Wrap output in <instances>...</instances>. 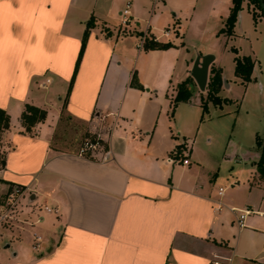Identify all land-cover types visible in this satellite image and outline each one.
<instances>
[{
    "label": "crops",
    "instance_id": "0c3cea01",
    "mask_svg": "<svg viewBox=\"0 0 264 264\" xmlns=\"http://www.w3.org/2000/svg\"><path fill=\"white\" fill-rule=\"evenodd\" d=\"M126 1L0 0V110L9 117L0 181L6 189L26 188L34 214L42 205L59 209L58 214H39L41 221L22 231L43 237L36 254L15 247L11 257L0 254V264H210L216 255L230 257L229 264H264V215L249 214L240 228L231 210L264 213V181L255 168L259 149L255 145L254 151L233 154L236 162L251 164L243 178L232 177L235 195L225 196L226 186L221 195L220 187L207 192L198 173L204 166L193 163L194 149L186 152L185 136L180 138L179 125L174 128L177 104L185 111L200 106L193 97L174 101L177 86L191 76L192 59L185 60L183 74L173 81L177 50H140L137 42V50H128L123 43L127 33L169 40L156 35L151 24L139 28L138 9L131 6L136 27L124 30L119 23ZM195 1L213 6L222 18L233 4ZM90 17L94 25L66 96ZM262 20H254L243 1L232 36L246 30L252 35L254 66L245 85L258 81L263 91ZM141 60L153 79L144 77ZM134 71L140 88L130 85ZM222 82L228 86L223 75ZM25 104L46 112L29 132L21 123ZM62 115L99 136L109 157L103 160L101 152L78 156L79 146L66 140L67 132L56 136ZM185 157L187 164L181 161ZM249 235L258 236L256 248L244 242Z\"/></svg>",
    "mask_w": 264,
    "mask_h": 264
},
{
    "label": "rangeland",
    "instance_id": "374dc122",
    "mask_svg": "<svg viewBox=\"0 0 264 264\" xmlns=\"http://www.w3.org/2000/svg\"><path fill=\"white\" fill-rule=\"evenodd\" d=\"M245 1L255 18L263 19L264 16L253 0ZM213 6L205 3H197L195 0H143L139 5L131 0V9H138L139 28L143 29L146 24H151L156 35H160L168 29L169 35L162 37V40L176 41L177 46H171L163 50H177L176 56L178 63L173 75V81L178 75L183 74L185 60L192 59L193 62L197 55L211 54L214 56L210 67L221 68L224 80L228 86L221 83L218 96L228 99L229 103H222L220 107L208 102V109L202 113L199 104L191 107L190 111L182 110L177 104L175 112L176 125L174 128H181L184 138L186 152L194 149L195 160L193 162L201 166L198 169L201 183L204 184L207 192L215 193L218 187L226 186L225 196L233 193L230 181L233 176L243 178L251 167L249 161L236 162L233 154L242 155L255 150V132L263 141L264 136V79L262 89L258 81L245 85L234 75V56L232 48L237 49V55H251L252 35L249 31L238 32V34L228 37L219 30L224 26V19L212 11ZM132 18L124 30L136 27ZM148 20V21H146ZM262 20V22H264ZM244 26H246L244 22ZM138 28V26H137ZM246 29V28H245ZM123 43L129 45L128 50H137L135 43L139 41V36L135 34H124ZM173 44V43H172ZM174 45V44H173ZM132 47V49H130ZM140 50H144L142 47ZM261 59V70L264 73V50H259ZM188 58V59H187ZM143 66V75L146 79H153L154 74L147 69V63L140 61ZM144 64V65H143ZM191 66V68H192ZM136 77L137 73L134 71ZM193 101H201V97L206 99V88L200 91L194 88ZM36 124V123H35ZM34 124V125H35ZM33 125V126H34ZM9 126V125H8ZM7 128V127H6ZM0 129V166L2 165L4 153L8 143L4 138V130ZM57 137H61L62 130L67 132L66 140L80 146L85 140H90L95 135L84 131L85 125L80 122L66 119L62 115L57 126ZM179 131V130H178ZM257 160V158H256ZM11 186L6 189L5 184L0 181V199H2ZM224 198V197H223ZM40 197H38V200ZM43 206L38 211L44 215ZM224 211L227 209L224 207ZM34 218V217H33ZM27 227L26 224L18 223L16 226H9L0 231V254L7 252L12 256L11 250L15 247L20 253L31 256L36 254L31 249V238L28 234L22 233ZM39 233H44L40 225L34 227ZM11 240V248L3 250V247ZM249 246L256 248L260 241L257 235H249L244 239Z\"/></svg>",
    "mask_w": 264,
    "mask_h": 264
},
{
    "label": "trees",
    "instance_id": "16d2710c",
    "mask_svg": "<svg viewBox=\"0 0 264 264\" xmlns=\"http://www.w3.org/2000/svg\"><path fill=\"white\" fill-rule=\"evenodd\" d=\"M253 2L257 5L261 14L264 16V8L262 7L261 3L264 5V0H253ZM232 6L229 8V13L227 17L224 19V26L219 30V33H223L226 36L230 37L233 35L235 22L237 20V15L239 10L241 9L242 0H232ZM252 17L256 20L254 13L252 12ZM94 25V18L90 17L86 22V28L83 32L81 38V44L79 48V52L76 58L75 66L73 69V73L68 84L66 96L68 95L69 91L71 90L72 83L74 76L77 71L78 64L80 62L82 53L84 51V47L89 35V29L92 28ZM151 38L145 39L143 42L142 48L144 50L150 49H166L168 47L174 46L170 42H160L153 40V35H150ZM232 51L236 54L234 56V75L240 79V81L244 84L248 83L251 80V73L254 66V60L249 55H237V49L232 48ZM222 83V70L221 68H213L212 66L209 68L208 79L206 84V99L201 97L200 106L202 108V113L207 111V104L208 102L212 103L215 106H221L222 103H229L228 99H222L218 96V92L220 90V86ZM193 78L188 76L184 81H182L176 89V94L174 97V101H189L194 94L193 90ZM130 85L135 87H141L138 83L137 77L133 72L131 75ZM46 112L45 110L38 108L36 106L25 104L24 109L21 113V123L22 126L25 128L27 132L30 131L31 127L40 121H43L45 118ZM9 125V117L3 111L0 110V129L6 128ZM95 138V137H94ZM93 139V138H92ZM255 145L259 149V156L255 161V168L258 173L260 179L264 181V140L261 141L259 136L256 135L255 137ZM181 147L177 149L178 153H181ZM1 200V199H0Z\"/></svg>",
    "mask_w": 264,
    "mask_h": 264
},
{
    "label": "built area",
    "instance_id": "2783aa9c",
    "mask_svg": "<svg viewBox=\"0 0 264 264\" xmlns=\"http://www.w3.org/2000/svg\"><path fill=\"white\" fill-rule=\"evenodd\" d=\"M130 6L131 0H127L124 8L120 12L119 24L121 27L126 28L132 20ZM162 35L167 37L169 35L168 29L164 30ZM146 37L151 38L150 35H140L139 41L136 44L138 48L142 47ZM152 39L157 41L155 36ZM93 152H101L103 160H106L110 155V150L105 146L104 142L99 136H95L93 139L83 141L78 148L77 155L86 157L88 154ZM181 161L183 164L188 163V159L186 157ZM223 191L224 188L220 187L218 189V195H221ZM28 195L29 192L22 186L13 185L9 188L6 195L0 200V231L9 226H16L18 223L33 226L34 224H37L41 221V216L39 214H34L35 204L28 197ZM219 206L220 204H218V207ZM231 210L237 212L238 218L236 222L240 228L244 226V220L249 214L257 213L259 215H264V213L252 210L248 207L243 209L233 207ZM43 211L46 213L58 214L59 209L56 206L44 205ZM31 239V249L34 252H38L43 244V237L37 232H32ZM229 262L230 257L216 255L210 264H229Z\"/></svg>",
    "mask_w": 264,
    "mask_h": 264
},
{
    "label": "water",
    "instance_id": "95a60500",
    "mask_svg": "<svg viewBox=\"0 0 264 264\" xmlns=\"http://www.w3.org/2000/svg\"><path fill=\"white\" fill-rule=\"evenodd\" d=\"M261 5L264 8L263 3ZM213 58L214 56L211 54L197 55L193 62L190 75L200 91H204L206 88L209 65L213 61Z\"/></svg>",
    "mask_w": 264,
    "mask_h": 264
}]
</instances>
